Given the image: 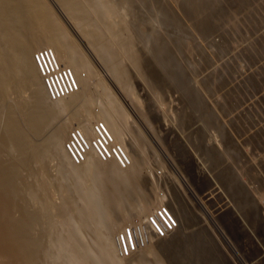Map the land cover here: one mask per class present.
I'll list each match as a JSON object with an SVG mask.
<instances>
[{"label": "rangeland", "instance_id": "1", "mask_svg": "<svg viewBox=\"0 0 264 264\" xmlns=\"http://www.w3.org/2000/svg\"><path fill=\"white\" fill-rule=\"evenodd\" d=\"M44 1L78 42L60 12L49 0ZM94 1L107 5L111 12L105 15L100 5L90 11L93 35L86 36V41L100 48L104 60L92 51L98 64L114 73L121 94L143 122L109 81L105 84L113 97L111 108L105 104L101 87L91 85L96 105L92 109L106 107L116 118L121 141L111 140L124 150L127 164L120 168L113 160L101 161L114 171L94 177L88 189L96 206L89 208L81 199L76 203L72 195L76 190L86 193L82 180L63 174L64 181L73 183H68L73 191L61 184L66 181H58L59 194H67L76 203L73 209L84 216L73 211L65 214L62 207L57 213L64 228L53 232L65 241V220L71 224L73 219L78 239L94 249L104 264L108 261L102 257L94 232L113 228L114 249L122 264H264V217L246 188L245 173L252 169L241 149L255 147L260 155L255 162L264 172V125L257 128V122L264 120V0L84 3L91 8ZM78 47L91 72L102 76L91 54L80 43ZM60 115V120L67 116ZM92 121L95 124L96 117ZM74 129H78L77 121L72 124ZM255 184L259 187L257 180ZM12 193L17 196L15 190ZM95 193L104 211H98ZM24 201L25 209L29 208ZM159 206L169 211L177 226L162 239L147 229L153 237L139 251L134 226H142ZM203 209L218 231L205 223ZM95 215L105 222L104 227L96 229ZM125 230L133 245L128 256L121 246L122 240L128 251Z\"/></svg>", "mask_w": 264, "mask_h": 264}, {"label": "bare ground", "instance_id": "2", "mask_svg": "<svg viewBox=\"0 0 264 264\" xmlns=\"http://www.w3.org/2000/svg\"><path fill=\"white\" fill-rule=\"evenodd\" d=\"M49 2L60 12L74 37L91 54V60L103 75L99 76L98 71L91 72L88 60L82 57L81 49L79 50V43L74 42L72 34H68L44 0H0V264H104L94 253V249L78 239V228L73 225V219L71 224H66L65 220V241L62 238L60 241L56 234L58 232L53 230L61 227L58 220L61 216L57 213L59 209L64 208L65 214L73 211L84 216L78 208L73 209L74 206L77 207L75 204L78 200L86 203L87 208L96 206L90 199L92 195L88 188L94 183L96 175L114 171L109 164L102 163L111 159L102 161L98 154H104L102 140L91 137V134L95 133L93 126L98 120L105 124L103 128L111 144L109 149L104 148L110 154L111 148H114L111 138L121 141L119 126L106 107L97 106L95 110L92 109L94 96L90 95V90L91 85L101 87L107 97L105 104L109 108L114 106V101L105 80L109 81L117 93L121 94L122 90L114 73L106 72L100 61L96 60L97 56L103 59L99 53L100 48L97 50L86 41V36L93 35V31H90V11H95L96 6L100 5L107 15L111 9L99 1L92 2L91 8L85 5L84 0ZM38 49L49 50L41 52V58L59 69V75L54 72L44 74L46 79L66 76L68 71L74 83L70 94L50 99L43 77L34 64L33 54ZM92 51L97 55L96 58ZM105 65L106 68L107 64ZM80 71L85 72L80 74ZM66 80L69 83L68 77ZM63 85H66L64 80ZM121 98L124 99V96ZM124 100L136 118L143 122L129 101ZM99 104L101 105L100 102ZM62 113L67 116L60 120ZM95 117L97 122L93 124ZM75 121L78 129L72 130ZM77 135L83 143L79 142ZM118 147L126 160V153ZM133 147L137 156H140L141 151L135 144ZM80 148L83 152L86 148V153L83 160L76 164L72 155L75 151L79 152ZM55 170L57 173L53 175L51 171ZM65 173L71 179H81L82 185L87 187L86 193L74 191L72 195L76 198V203L72 199L70 202L67 194L62 197L59 194L61 184L68 189L72 187L68 183L73 184L65 180L66 184L58 185V181L65 182L62 176ZM182 181L184 184V179ZM12 190L16 191L17 196ZM95 194L98 211H104L99 194ZM25 198L31 205L27 209L24 207L25 201L21 202ZM203 211L205 223L213 231H218L211 224L206 211ZM167 213L175 222V218L168 211ZM67 216L70 220L71 217H65ZM93 220L96 229L104 227L105 222L98 215ZM176 226L164 237L171 234ZM113 230L114 228L100 234L94 232V237L99 240V249L104 252L102 257L108 261L107 264H122V260L116 257ZM134 231L137 234V248L140 249L145 244V249L153 236L149 235L144 224L134 226ZM42 235L47 238L42 239Z\"/></svg>", "mask_w": 264, "mask_h": 264}, {"label": "built area", "instance_id": "3", "mask_svg": "<svg viewBox=\"0 0 264 264\" xmlns=\"http://www.w3.org/2000/svg\"><path fill=\"white\" fill-rule=\"evenodd\" d=\"M45 51H49V50H45V49H40V50L38 49V51L36 50V52H34V54H33V59H34L35 67H38L39 72H40L41 76L43 77L44 86L47 89V92H48L50 99L53 100L54 98L57 99L59 96H64V95L70 94L73 91L72 89H74V83L71 81L68 71L66 72L67 73L66 76H63V77L58 76L59 79L57 76L53 77V79H51V78L46 79L45 78L44 74L48 75V73H52V72L57 73V75H59V73H58L59 69L56 68L55 65L50 64L48 62V60L46 63L41 58V52H45ZM37 53H39V54L36 55ZM40 61H41L42 65L40 64ZM62 75H64V74H62ZM66 77H68L69 83H67ZM63 80L66 83L65 86L63 85ZM261 124L264 125V120H261V122H257V128L261 127L260 126ZM93 131H95V133L93 132V137H98L97 139H101L104 146L107 147V149H109L111 141L108 138V136H107V134L103 128L102 123L98 122L97 124H95L93 126ZM75 133H77V131H75ZM77 137L79 138V142L83 143V141L81 140V138L78 135H77ZM262 141L264 144V139ZM104 146L102 148V151L104 154H102L101 152H98L100 158H102L101 160L104 161L105 159H111L117 165H119L120 168H124V166L126 164V160L123 158L119 147L114 146V148H111V151L109 154L105 150ZM241 149L245 150V151H243V154L249 160L250 166L252 169V173L249 172V170L245 173V180H246L247 185H248V186H246V188L248 189L249 192H251L253 194V197L256 199V202L259 206L260 214L264 217V172L261 171L257 167L258 165L255 162V158L260 157V155H259V153L255 147L250 148L248 146H245V147H241ZM85 153H86V148H84V152L82 151L81 148H80L79 152L75 151L74 155H72V159L74 160V163L77 164V163L81 162L83 160V156L85 155ZM69 154H71V152H69ZM256 180L259 183V187H257V185L255 184ZM159 209L155 210L152 213V215L147 216L144 220L145 228L148 229V231L151 232V234L155 238H163L167 232L173 230L174 227L176 226V223L174 222V220L167 213L168 210L164 207L163 208L159 207ZM125 236L127 239L126 244L128 247V251L125 249L123 241L121 239L120 240H121V246H122L123 254H124V256H128V253L132 252V250H133V247H132L133 245L131 242V236H130L128 230H125ZM117 248H118V252L120 253V248H119L118 243H117ZM262 252L264 255V247L262 248ZM242 264H244V263H242Z\"/></svg>", "mask_w": 264, "mask_h": 264}, {"label": "clouds", "instance_id": "4", "mask_svg": "<svg viewBox=\"0 0 264 264\" xmlns=\"http://www.w3.org/2000/svg\"><path fill=\"white\" fill-rule=\"evenodd\" d=\"M155 238V237H154ZM156 239H162V238H156Z\"/></svg>", "mask_w": 264, "mask_h": 264}]
</instances>
